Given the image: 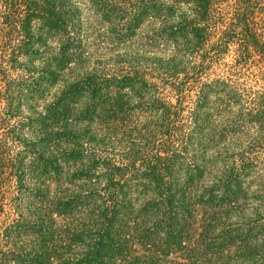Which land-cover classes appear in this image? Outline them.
Masks as SVG:
<instances>
[{
  "label": "trees",
  "instance_id": "obj_1",
  "mask_svg": "<svg viewBox=\"0 0 264 264\" xmlns=\"http://www.w3.org/2000/svg\"><path fill=\"white\" fill-rule=\"evenodd\" d=\"M136 1L132 18L147 15L162 29L151 49L170 50L157 60L159 64H174L187 51L203 52L201 63L212 64L213 59L233 52L232 62L224 64L226 77L203 84L196 97H203L211 87L220 93L231 86L228 96L240 97L244 110H238L235 125L243 128L245 121L247 127L254 123L263 143L264 90L253 93L240 80L241 75H257L249 70L242 73L251 62L259 64L264 80V0ZM174 18L176 27L170 25ZM68 24L56 4L45 0H0V264H246L257 252L263 261L264 246L256 248L240 237L241 225L228 228L239 209H248L243 180L264 177V163L258 157L232 156L222 176L215 178L208 171L209 180L202 167L189 165L176 184L174 162L187 152L186 147L176 146L177 141L191 139L184 134L186 128H201L194 113L187 123L179 106L167 101L161 106L162 114L150 117L142 130L134 125L110 132L120 159L104 164L105 184L98 192L89 190L94 188L93 168L80 161L79 139L63 129L68 111L54 107L37 114L40 125L33 129L37 139L28 142L31 146L22 141L25 121L16 119L12 97L24 85L26 68H30L27 77L32 87L24 91L29 96L49 91L66 72H73L67 67L79 57L77 50L69 51L79 44L70 42ZM51 33L61 39L67 36L56 54L44 51ZM178 38L181 47L174 54ZM135 60L126 75L116 73L118 63L112 67L101 63V70L96 67L55 97H110L105 106L111 110H105L104 119L114 126L121 124L126 118L121 97L141 93L166 97L155 83L148 85L147 73L141 71L149 60L143 56ZM85 113H90L88 108ZM209 122L203 120L204 125ZM123 140L136 146L131 154ZM27 154L30 161L25 163ZM72 166L81 169V176L65 171ZM69 176L83 183L67 181ZM68 186L76 193H69ZM216 229H221L217 235L223 241L217 244L212 239Z\"/></svg>",
  "mask_w": 264,
  "mask_h": 264
},
{
  "label": "rangeland",
  "instance_id": "obj_2",
  "mask_svg": "<svg viewBox=\"0 0 264 264\" xmlns=\"http://www.w3.org/2000/svg\"><path fill=\"white\" fill-rule=\"evenodd\" d=\"M45 1L49 4H56L69 23L68 29L70 38H72L70 42L75 44L76 41L79 44L77 48L75 45L74 49L72 46L69 53L73 54L77 50L75 55L79 57V60H73L74 62L67 67L73 70L72 73L66 72L65 76L59 78L58 83L42 94L37 93L29 96L26 93L27 91H24L25 89L29 91L32 87L30 78L27 77L30 68H26V72L22 73L23 80H25L23 81L24 85L22 89L14 92L12 104L16 119L20 118L25 121V126L21 130V139L26 144L31 146L32 144L28 142L35 141L38 137L33 130L40 125L37 114L45 113L46 109H53L54 107H58L59 112L68 111L70 117L67 123L64 124L63 129L79 139V145H82L80 161L83 165H89L90 168H93L94 188L91 187L89 190L102 191L99 187H103L105 184V177L103 178V176L106 172V166L104 164L113 159H120L116 149H113L115 146L110 141L112 134L109 133L121 132L127 127H134V125H137L139 129H141L140 127L143 128L150 117L162 114L161 106L168 101L172 105L179 106L180 114L186 118L184 121L188 123L190 118L188 116L194 113L201 125L198 130L186 128L184 134H189L191 136L190 140L183 139L181 143L177 141L176 146L186 147L187 152H185L184 157L181 156L178 163L174 162L175 177L179 178L176 184L183 180V168L186 169L189 165L202 167L206 171L205 179L209 180L208 171L215 178L222 176V173L224 174L226 169L230 167L233 160L232 156H238L239 154L246 156L248 153H252L253 159L258 157V161L264 163V141L262 143L259 134L256 135L254 123L247 127L250 124L245 121L247 123L242 125L243 128L240 127L241 124L235 125L238 120H236L239 115L238 110L241 109L242 112L244 110L243 107H240L243 104V102H240V97L228 96L231 91L228 88H231V86L220 93L217 89L211 87L205 90L206 95L196 97L199 96L197 93L200 86L203 84L208 85L212 80L219 77H226L225 71L227 68L224 64L232 62L234 58L232 51L223 54L220 58L213 59L215 62L212 64H202L203 52L193 51L188 53L189 51L186 50L187 52L182 54L179 61L174 64H166L165 62V65H161L157 60H162L167 53H170V50L163 48L162 52H154L151 45L156 41V38L161 36L162 29L156 21H152L147 15L143 18L140 17V19L132 18L131 14H133V10L135 11L136 0ZM170 25L178 26V19L174 18L173 22L171 20ZM35 31L38 35L44 37L45 34L41 30L36 28ZM66 37V35H62L61 39L54 33L46 36L44 51L46 50V52L52 54L59 53L62 41ZM180 40V38L175 40L174 54L175 50L181 47ZM38 47L41 50L43 49L41 45ZM141 56H143V60H149L147 63L143 62L144 66L141 69V71L147 73L146 81L148 85L155 83L159 88L158 91L166 97H153L154 93H149L147 97H142V93L140 97H137V95L121 97L126 112V118L121 124L114 126L111 120L104 119V116H107L105 110H111L110 107L105 106L106 100L110 97H55V93H60L62 89L66 90L76 80L95 71L96 67L101 70V66H99L101 63H104L106 67H112L118 63L116 73L126 75L136 65L135 59L140 60ZM208 56H212V53ZM151 63H154V65L152 66ZM258 65L251 62L247 67L241 69L242 73L245 74L247 70L255 71L254 74H257L256 76L249 75V77L241 75L240 81L245 80L247 87L253 93L264 90V80L259 76ZM149 67L151 68L149 69ZM13 78H15V73ZM160 79L162 82H160ZM19 81L22 82L21 79ZM65 82L67 85L63 88L61 85ZM173 85H175L174 88ZM43 86L47 87V84L44 83ZM177 88L181 91L180 93ZM90 105H95L96 108L90 109ZM87 108L90 111L88 115L85 113ZM204 119L206 122L210 120L209 124L204 125ZM88 138H93V143H88ZM114 145L119 144L115 143ZM123 145L129 147L130 154L131 149L136 148V146L133 147L130 142H125V140H123ZM30 149L28 150L30 151ZM29 157L30 154L25 156V163L30 161ZM182 163L185 164L183 167H181ZM80 170L75 166L65 169L70 175L76 176H81L79 174ZM66 179L67 181L75 180L77 185L83 183V181L74 179V176H69ZM243 183L247 199H249L247 201L249 204H247L248 209H239L240 214L228 221L231 223L228 228L241 225L240 237H246L248 239L247 243L253 242L256 248L263 247L264 241L261 233L264 234V177H246ZM67 188L69 193L75 192V188L71 186ZM240 196L245 197V194H240ZM239 217L240 219H237ZM219 230L221 229H216L213 232L212 239L215 240L216 244L222 241V238L217 235L220 233ZM242 238L240 239L242 240ZM260 256V253L257 252L256 256L249 258L250 260L246 264H264V260L261 261Z\"/></svg>",
  "mask_w": 264,
  "mask_h": 264
}]
</instances>
